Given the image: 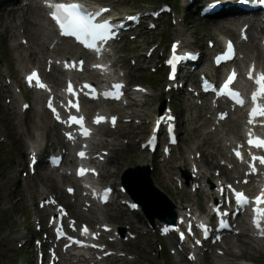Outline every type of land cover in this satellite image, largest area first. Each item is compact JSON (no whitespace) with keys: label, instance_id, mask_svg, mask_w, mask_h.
<instances>
[{"label":"rangeland","instance_id":"rangeland-1","mask_svg":"<svg viewBox=\"0 0 264 264\" xmlns=\"http://www.w3.org/2000/svg\"><path fill=\"white\" fill-rule=\"evenodd\" d=\"M37 1V0H32ZM155 2V0H152ZM148 7L150 5H147L146 0H132L124 9L129 10H139L143 7ZM36 15V11L31 9L30 12L27 14V17L25 19L28 27L31 26L33 21L35 19L33 18ZM2 17L0 14V81L2 80V77L5 74L11 75L13 78L17 77L18 69H21L23 65L20 64L18 66L16 62V57L20 56L23 59L29 60L27 57V54L21 53V52H15L13 49H11L9 42L10 35L6 31L5 25L2 24L1 21ZM190 25L197 29L199 31L200 35H209L216 37L219 34L225 33L224 29L222 28L220 31H216V27L218 24H213V26H205L200 27L198 24H196L195 20H190ZM34 31V30H33ZM32 31V32H33ZM163 31H166V26L164 25ZM168 36H172L174 34V37L181 36V37H188L191 39L193 36L192 32H183L181 31L176 32L174 29H169ZM32 33V37H33ZM180 34V35H179ZM31 35V33H30ZM161 32H156L152 35H148V40L144 41L143 44H151L154 42H158L162 39ZM152 40V42H151ZM138 51V50H137ZM140 51V50H139ZM135 52V51H133ZM132 53V52H128ZM140 74V73H139ZM140 79L137 83L139 84H146L151 86L153 89L161 88L163 83H158V79L161 77H152L148 73L140 74ZM156 92V91H154ZM141 104V103H140ZM156 106L155 101H148L147 104L144 105H138L137 109L134 111L137 114L143 113L147 117L154 111V107ZM178 107H180L178 105ZM181 108V107H180ZM193 115V113L191 112ZM190 117L184 118V122H187ZM0 120H1V127L2 131H0L1 135L8 134L9 136V144L6 146L0 145V243L8 245L10 247H13L16 249L15 253H9L6 250L0 248V264H18L20 260L24 259L26 261H29L30 264L33 263L32 261V255L28 247H26L21 254H18L17 251V243L19 241V234H17L19 231L27 230V228H30V223L32 222V217L29 215L28 207H29V201L27 199V191L30 190L29 187H25L24 183H20V188L22 191L25 192V194H20L18 189L16 190V194H14V189L18 185V180L20 178V175L15 173V169L20 164L16 159V152L19 154L22 152V155L25 151L24 148V138L27 136L28 138H32L33 140H36L37 136L35 135H42L45 136V132L47 131L49 133L48 139H52L54 137V131L52 130V124L48 121L47 116H38L34 113L28 115L27 119L22 120L17 116V114L14 112V110H11L9 108H6L2 103V96L0 95ZM43 121L45 125L43 124ZM208 124L205 126L207 127ZM4 127V128H3ZM195 127V124L189 123L188 126L185 127V133L182 134V137H184V150H186V154L190 151H195L197 149L204 151L203 147H200V142L206 139L204 135L201 133L200 137L199 134L194 133L192 129ZM5 130V131H4ZM6 133V134H4ZM35 136V137H34ZM56 139H59L58 136H56ZM53 140V139H52ZM197 143V146L195 145L192 149L191 142L194 141ZM208 144L211 145L213 143L212 140H208ZM200 147V148H197ZM215 150L214 146L212 149H208V151L213 152ZM137 150L134 147H130L126 150V152L123 154L121 158H123L124 161L133 160L135 156V153ZM211 157L208 158V163H211ZM138 162H144V159L141 160L140 158L137 160ZM137 161H134L133 163H136ZM11 162H14L11 164ZM43 175H40L39 180H35L34 182L40 184L42 189L44 188H58L59 186L63 185L64 182L57 181V179L54 176H49L47 180L43 179ZM17 180V181H16ZM166 185V182H163V186ZM15 187V188H14ZM167 191H170V189L165 188ZM24 196L23 199H21ZM159 199V198H157ZM29 220V221H27ZM31 220V221H30ZM118 222V221H116ZM141 244V243H139ZM138 244V245H139ZM150 244V248H155L154 246ZM131 252H136L138 254H142L139 250V247L134 246L131 247ZM244 259L247 260L246 264H251L249 262V259L252 260L254 263L252 264H264V252L263 250L260 252H255L249 250V247L246 248L244 252ZM147 264H161L156 263L152 260H148ZM220 264V263H218Z\"/></svg>","mask_w":264,"mask_h":264},{"label":"snow or ice","instance_id":"snow-or-ice-1","mask_svg":"<svg viewBox=\"0 0 264 264\" xmlns=\"http://www.w3.org/2000/svg\"><path fill=\"white\" fill-rule=\"evenodd\" d=\"M242 3H247L249 0H241ZM53 9L51 13V18L57 23L60 29L61 35L64 36H72L75 37L78 41L85 44L86 47L90 48L93 51L101 52L102 49L97 47V42H103L106 43L109 39L115 38L112 34V26L108 24L107 22L104 23H96L94 22L96 20V17L102 15L103 11H107V9L102 10L101 13H90L87 11V9L84 8L83 5L77 4V3H71V4H54V5H48ZM234 55V51L232 49L231 44L228 46L227 53L223 56V59H230ZM82 64V62H81ZM29 82H31L33 79L37 80V86L41 88H46L45 85L42 83H39L38 76L36 74H33V76H30ZM235 79V73H232V75L229 77L228 82L223 86V91L221 94L227 95L230 99H232L235 103L239 104L240 106H243L244 100L240 97L238 92H235L230 89L229 85L234 81ZM249 79H252V73L250 71L249 73ZM257 85V91L253 93L252 95V102H253V109L249 113V123L253 124L258 117H264V107L260 106L257 101L264 97V74H260L255 78L254 81ZM85 87L89 88L90 91H94L90 85H85ZM123 87L121 84H114L112 86L114 92L104 93L103 95L105 98H111V99H119L120 95L122 94L120 92V89ZM68 91L70 94L75 95L73 92V89L71 85H69ZM93 98H95L93 96ZM51 107V105H49ZM70 107H75L77 111H79V104H72V102H69ZM221 118H224V114L221 115ZM104 121L103 117L97 116L95 123L99 124ZM115 122V118H113V124ZM69 125L76 124L81 129V135L87 138L91 135L90 130L84 127V118L83 117H75L72 116L69 118V121H67ZM71 138V135H70ZM248 144L250 147H256L258 149H264V140H261L259 138H256L255 140L252 139L251 135L249 136ZM82 159L86 158V154L81 152L78 154ZM236 155L238 158L243 159L240 152H236ZM259 160V163L261 165H264V157H253V161ZM250 167L252 168L253 172H255V163L251 164ZM87 170L80 169L78 171V175H85ZM247 182V181H245ZM69 191H72L71 189ZM108 192L106 191L103 194L102 200L106 202ZM237 198V203L243 207L246 205L249 201L247 198L243 195V193H235ZM256 207L253 209L255 216L253 219V224L257 228L258 231H260L261 235L264 236V228H261V220L264 219V208H261L260 205L264 204V193L260 197H258L255 201ZM87 230L85 229V232Z\"/></svg>","mask_w":264,"mask_h":264},{"label":"bare ground","instance_id":"bare-ground-1","mask_svg":"<svg viewBox=\"0 0 264 264\" xmlns=\"http://www.w3.org/2000/svg\"><path fill=\"white\" fill-rule=\"evenodd\" d=\"M220 26L221 27H223L224 25H223V23H221V24H219V26L217 27V29H219L220 28ZM30 32L32 33V31L30 30ZM34 32H36L37 34L39 33V31L38 30H35ZM36 41L35 42H37V43H39V46H41V47H43V46H45V42H39V41H42V39L41 38H37V39H35ZM47 44V43H46ZM21 61V64L23 63V61L22 60H20ZM148 101L146 100V99H144L143 101H142V104H146ZM43 124L45 125V123H44V121H43ZM233 128H234V130L235 131H237L238 130V125L237 124H234V126H233ZM199 132H200V129H199ZM164 133V132H163ZM48 133H47V131L45 132V135H47ZM161 135L163 136L164 134H162L161 133ZM209 138V137H208ZM197 146V143L195 142V140H194V142H192L191 143V147H193V146ZM205 145H209V144H206L204 141H202L201 143H200V146H205ZM211 146V145H210ZM205 154H207L206 152H205ZM205 159H206V156H205Z\"/></svg>","mask_w":264,"mask_h":264}]
</instances>
